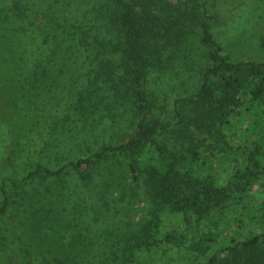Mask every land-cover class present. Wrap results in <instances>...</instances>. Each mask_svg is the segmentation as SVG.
<instances>
[{"label":"rangeland","instance_id":"obj_1","mask_svg":"<svg viewBox=\"0 0 264 264\" xmlns=\"http://www.w3.org/2000/svg\"><path fill=\"white\" fill-rule=\"evenodd\" d=\"M201 2L214 18L212 33L225 45L232 62L264 63V0H137V33L148 52L144 69L147 108L136 113L127 107L123 120L113 122L108 116L112 118L119 111L103 91L98 93L101 111L92 106L82 114L73 112L80 108L73 102L80 92L85 94L86 88L79 85L66 89L65 98L72 100L61 106L62 111L43 114L44 118L50 116L42 119L45 124L35 120L34 133L30 126L21 125L19 149L40 151L46 143L50 145L46 155H53L51 143L62 138L65 131L69 136L67 147L57 152L74 159L105 146L127 143L135 136V124L140 121L150 124L159 120L169 128L151 136L137 152L106 155L99 169H85L82 175L65 171L58 180L39 176L24 180L32 162L6 171L5 175L16 182L6 186L14 210L0 218V241L7 243V253L14 250L10 242L23 247V239L24 244L29 239L33 249L41 251L50 263L203 264L209 254L195 255L188 250V243L212 233L215 242L211 251L230 240L239 244L260 235L262 243L252 256L264 258L260 141L264 118L259 116L264 103L242 95L223 117L212 113L203 97H187L200 91L201 73L208 64V49L201 45L196 25ZM4 5L12 6L10 1ZM78 70L73 77L81 75L85 80L86 68ZM56 75L52 76L58 80ZM59 93L56 89L45 98L59 102ZM183 97L186 99L177 104L180 124L173 100ZM36 124L41 129H36ZM96 125L99 131L92 135ZM124 162L135 163L139 176L136 183L128 185L122 179ZM172 162L189 183L210 188L211 205H216L202 213L190 212L185 203L160 205L146 181L152 171L164 176ZM45 163L55 166L48 159ZM155 215L154 242L142 248L138 244L140 229ZM136 237L137 252L131 254L126 249L135 244ZM12 258L10 254L9 264Z\"/></svg>","mask_w":264,"mask_h":264},{"label":"trees","instance_id":"obj_2","mask_svg":"<svg viewBox=\"0 0 264 264\" xmlns=\"http://www.w3.org/2000/svg\"><path fill=\"white\" fill-rule=\"evenodd\" d=\"M8 1L12 6L4 5ZM201 9L198 19H195L200 43L208 49V64L201 73L200 91L187 97H203L212 113L223 117L238 104L242 95L249 96L258 104L264 103V63L232 62L225 53V45L212 33L214 18L208 15L202 2ZM139 36L137 0H0V218L14 210L11 209L13 203L8 198L6 186L8 183L16 185V182L5 175L6 171L18 170L32 162V170L28 171L24 180L36 176L44 180H58L65 171L82 175L85 169H99L106 155L121 156L128 150L137 152V148L145 145L151 136L169 128V124L159 120L150 124L140 121L135 124V136L127 143L105 146L98 152L74 159H69V156L63 158L57 152L67 147L69 136L65 131L61 132L64 134L62 138L51 143L53 155H46V151L50 152V145L46 143L40 151L24 152L19 149L21 125L30 126L33 132L34 121L39 119L43 123L50 117L44 118L43 114L62 111L61 106L72 100L65 98L68 93L65 90L79 85L84 86L86 92H80L75 97L73 103L80 108L73 109V112L84 114L92 106L101 111V98L98 97L101 91L111 104L116 103L113 106L119 113L112 118L108 116L113 122L123 120L127 107L136 113L137 109L144 111L147 108L144 69L148 64L145 54L148 55V52ZM85 68V80L81 75L73 77L78 69ZM54 73L58 80L53 78ZM56 89L60 91L61 100L51 103L45 95L55 93ZM183 99L186 97L173 100L174 114L180 124L177 104ZM55 103L56 106H53ZM259 116L264 118V112ZM36 125V129H41V125ZM59 128L64 130L62 125ZM98 131L96 125L91 134ZM260 141L261 172L264 173V133ZM46 159L54 162L55 166L46 164ZM60 162L62 164L58 166ZM169 166L162 177L154 171L147 174L149 179L146 183L160 205L185 203L193 213L205 212L216 205L217 202L211 205L213 193L210 188L189 183L184 172L176 170V164L172 162ZM124 167L122 179L127 180L128 185L136 183L139 176L135 163L124 162ZM124 188L127 189V186ZM157 222L155 215L142 225L138 239L140 247L149 248L153 244ZM135 241L131 248L126 249L131 254L137 252V237ZM214 242V235L206 233L202 238L191 240L188 250L202 257L209 254L203 264H264V258L252 256L262 243L260 235L239 244L230 240L211 251ZM10 244L14 250L7 253V243L0 241V264H9L10 254L13 255L10 264H67L63 260L48 262L41 251L33 249L29 239L25 244L23 239V247L15 242ZM225 254L226 258L223 257Z\"/></svg>","mask_w":264,"mask_h":264}]
</instances>
